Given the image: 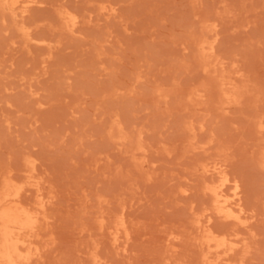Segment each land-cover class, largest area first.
I'll return each mask as SVG.
<instances>
[{"label":"rangeland","instance_id":"obj_1","mask_svg":"<svg viewBox=\"0 0 264 264\" xmlns=\"http://www.w3.org/2000/svg\"><path fill=\"white\" fill-rule=\"evenodd\" d=\"M14 12L0 10V196L43 204L30 264H264V0Z\"/></svg>","mask_w":264,"mask_h":264},{"label":"bare ground","instance_id":"obj_2","mask_svg":"<svg viewBox=\"0 0 264 264\" xmlns=\"http://www.w3.org/2000/svg\"><path fill=\"white\" fill-rule=\"evenodd\" d=\"M31 2L32 0H0V10H7L14 14V10L20 8L23 12ZM58 17L61 22L70 27L77 22L76 17L67 12H59ZM17 30L25 37L29 34L27 27L23 25L17 27ZM196 47L201 50L203 58L207 57L208 51L212 48L206 46L204 41H198ZM222 180L224 181L226 178L223 177ZM237 187L238 185H235L234 189L236 190ZM206 189L212 195L217 213L233 219L238 218L234 209L226 203L220 190L210 187ZM43 208V204H38L34 208L22 205L17 190L6 191L0 196V264H30L29 259L32 255L39 256L40 249L36 242L43 230ZM118 226H123V223L119 222ZM204 239L208 243L215 241L209 229L204 230ZM215 242V247H218L223 243V240Z\"/></svg>","mask_w":264,"mask_h":264}]
</instances>
